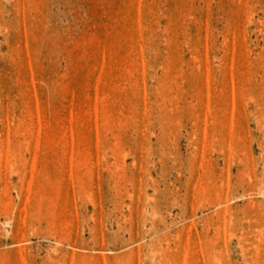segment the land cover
I'll return each mask as SVG.
<instances>
[{
	"label": "rangeland",
	"instance_id": "rangeland-1",
	"mask_svg": "<svg viewBox=\"0 0 264 264\" xmlns=\"http://www.w3.org/2000/svg\"><path fill=\"white\" fill-rule=\"evenodd\" d=\"M0 264H264V0H0Z\"/></svg>",
	"mask_w": 264,
	"mask_h": 264
},
{
	"label": "bare ground",
	"instance_id": "bare-ground-1",
	"mask_svg": "<svg viewBox=\"0 0 264 264\" xmlns=\"http://www.w3.org/2000/svg\"><path fill=\"white\" fill-rule=\"evenodd\" d=\"M256 235H257V234H256ZM258 236H259V235H258ZM258 236H257V237H258ZM255 237H256V236H255ZM257 237H256V238H257ZM261 237H262V236H260V237H258V238L261 239ZM258 238L256 239V240H257L256 242H258ZM261 240H263V239H261ZM259 241H260V240H259ZM252 242H254V241H252ZM260 242H262V241H260ZM258 243H259V242H258ZM258 243H256V244H258ZM261 244H262V243H261ZM251 245H252V244H251ZM257 246H258V245H257ZM251 247H252V246H251ZM254 247H256V245H255ZM254 247H253V249H254ZM258 248H259V247H258ZM256 251H258V250H256ZM187 255H188V254H187ZM183 256H184V255H183ZM186 257H187V256H185V258H186ZM183 258H184V257H183ZM185 258H184V259H185ZM186 262H187V261L185 260L184 263H186Z\"/></svg>",
	"mask_w": 264,
	"mask_h": 264
}]
</instances>
